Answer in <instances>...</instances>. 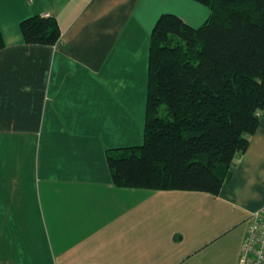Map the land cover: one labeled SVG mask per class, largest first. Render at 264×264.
<instances>
[{
  "label": "crops",
  "instance_id": "crops-1",
  "mask_svg": "<svg viewBox=\"0 0 264 264\" xmlns=\"http://www.w3.org/2000/svg\"><path fill=\"white\" fill-rule=\"evenodd\" d=\"M197 0H0V264H238L264 207V109L218 195L118 187L107 153L144 142L151 33ZM52 16L57 45L20 24Z\"/></svg>",
  "mask_w": 264,
  "mask_h": 264
},
{
  "label": "trees",
  "instance_id": "trees-1",
  "mask_svg": "<svg viewBox=\"0 0 264 264\" xmlns=\"http://www.w3.org/2000/svg\"><path fill=\"white\" fill-rule=\"evenodd\" d=\"M194 28L163 14L151 33L144 142L107 153L118 187L218 195L264 109V0H197ZM27 44L57 45L52 16L24 19ZM5 47L0 30V50Z\"/></svg>",
  "mask_w": 264,
  "mask_h": 264
},
{
  "label": "built area",
  "instance_id": "built-area-1",
  "mask_svg": "<svg viewBox=\"0 0 264 264\" xmlns=\"http://www.w3.org/2000/svg\"><path fill=\"white\" fill-rule=\"evenodd\" d=\"M238 264H264V207L250 213Z\"/></svg>",
  "mask_w": 264,
  "mask_h": 264
}]
</instances>
